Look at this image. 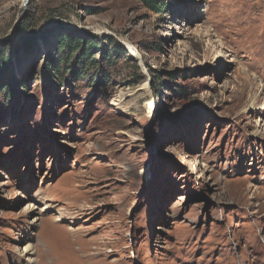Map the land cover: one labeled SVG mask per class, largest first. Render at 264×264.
<instances>
[{
	"label": "rangeland",
	"instance_id": "1",
	"mask_svg": "<svg viewBox=\"0 0 264 264\" xmlns=\"http://www.w3.org/2000/svg\"><path fill=\"white\" fill-rule=\"evenodd\" d=\"M162 1L0 0V264H264V0Z\"/></svg>",
	"mask_w": 264,
	"mask_h": 264
},
{
	"label": "trees",
	"instance_id": "2",
	"mask_svg": "<svg viewBox=\"0 0 264 264\" xmlns=\"http://www.w3.org/2000/svg\"><path fill=\"white\" fill-rule=\"evenodd\" d=\"M145 6L156 11L162 12L165 3L162 0H140ZM60 54L61 61L58 63L59 72L61 78H65L68 73H72V69L68 68V64L72 62L73 65L80 66L78 76L83 81L94 82L96 74L98 72V61L92 52V49L96 47L94 43L88 41H81L76 37L70 35L63 36L60 40ZM74 56V57H73ZM48 68L44 69V73L47 72Z\"/></svg>",
	"mask_w": 264,
	"mask_h": 264
},
{
	"label": "bare ground",
	"instance_id": "3",
	"mask_svg": "<svg viewBox=\"0 0 264 264\" xmlns=\"http://www.w3.org/2000/svg\"><path fill=\"white\" fill-rule=\"evenodd\" d=\"M26 1L27 0H25V3H24V5L26 4ZM151 106L153 105V102H151V104H150ZM192 168H193V171H194V169H198V166H196V164L194 163L193 165H192ZM84 207V206H83ZM46 209V208H45ZM34 220H36V218L34 219ZM31 245V244H30ZM29 244L28 245H26V246H24L23 247V253H24V255L27 257V259H32V257H31V255L34 253V251H32L33 250V248L30 246ZM32 261V260H31Z\"/></svg>",
	"mask_w": 264,
	"mask_h": 264
},
{
	"label": "water",
	"instance_id": "4",
	"mask_svg": "<svg viewBox=\"0 0 264 264\" xmlns=\"http://www.w3.org/2000/svg\"><path fill=\"white\" fill-rule=\"evenodd\" d=\"M17 24H18V22L16 23V25H15V27H14V29H13V32L16 30Z\"/></svg>",
	"mask_w": 264,
	"mask_h": 264
}]
</instances>
